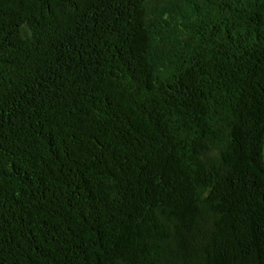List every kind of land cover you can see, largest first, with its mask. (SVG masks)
<instances>
[{
	"label": "trees",
	"instance_id": "1",
	"mask_svg": "<svg viewBox=\"0 0 264 264\" xmlns=\"http://www.w3.org/2000/svg\"><path fill=\"white\" fill-rule=\"evenodd\" d=\"M0 264H264V0H0Z\"/></svg>",
	"mask_w": 264,
	"mask_h": 264
}]
</instances>
